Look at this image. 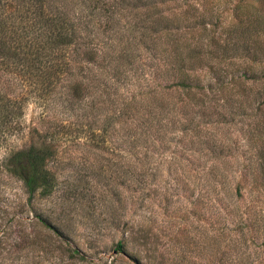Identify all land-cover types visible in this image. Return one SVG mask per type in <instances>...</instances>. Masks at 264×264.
I'll return each instance as SVG.
<instances>
[{
    "label": "rangeland",
    "instance_id": "rangeland-1",
    "mask_svg": "<svg viewBox=\"0 0 264 264\" xmlns=\"http://www.w3.org/2000/svg\"><path fill=\"white\" fill-rule=\"evenodd\" d=\"M163 9L189 92L143 95L158 88L143 79L148 41L138 58L105 52L77 96L63 82L38 100L0 70V264H264V0ZM102 24L81 47L107 41ZM157 51L159 82L177 81L175 52ZM44 142L54 187L28 198L8 159Z\"/></svg>",
    "mask_w": 264,
    "mask_h": 264
},
{
    "label": "trees",
    "instance_id": "trees-1",
    "mask_svg": "<svg viewBox=\"0 0 264 264\" xmlns=\"http://www.w3.org/2000/svg\"><path fill=\"white\" fill-rule=\"evenodd\" d=\"M166 1L0 0V70L17 74L38 100L45 102L63 82L67 83V88L69 86L68 94L77 96L89 87L86 77L94 75L105 52L110 56L107 58L114 59L113 48L120 43L123 57L129 53L138 58L136 53L148 41L146 47L150 53L147 50L144 54L148 72H142L146 75L143 79L157 84L158 88H149L143 95L151 93L155 96L159 88L174 86L189 92L194 87L188 80L193 81L195 76L184 69L185 57L175 52L186 40L181 39V33L172 22L176 19L170 20L164 12ZM78 4L82 8H76ZM120 19L122 22L119 23ZM92 22H104L105 27L112 23V32L107 33L109 37L105 42L81 47V34L92 33ZM94 35L97 37L98 34ZM166 43L175 52L172 63L177 81L161 84L159 79L168 62L157 50ZM75 68L81 75L71 80L69 72ZM52 155L46 142L10 155L7 168L22 181L28 198L37 191L48 194L53 189V175L47 167ZM117 245L121 246V243ZM75 253L73 251L72 255Z\"/></svg>",
    "mask_w": 264,
    "mask_h": 264
}]
</instances>
